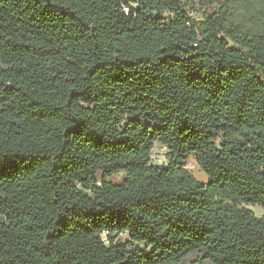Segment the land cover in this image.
<instances>
[{
    "label": "trees",
    "instance_id": "obj_1",
    "mask_svg": "<svg viewBox=\"0 0 264 264\" xmlns=\"http://www.w3.org/2000/svg\"><path fill=\"white\" fill-rule=\"evenodd\" d=\"M243 3L0 0V264H264V0Z\"/></svg>",
    "mask_w": 264,
    "mask_h": 264
},
{
    "label": "rangeland",
    "instance_id": "obj_2",
    "mask_svg": "<svg viewBox=\"0 0 264 264\" xmlns=\"http://www.w3.org/2000/svg\"><path fill=\"white\" fill-rule=\"evenodd\" d=\"M183 2L188 3V9L192 11V15L196 18L202 19L204 18L208 12H215L220 6L221 3L225 2L226 0H182ZM234 7L233 10L235 15H241L242 12L245 10V5L243 0H232ZM213 5L215 7H213ZM169 150L166 146L161 143H157L153 150L152 160L155 164H160L167 166L169 164V157H168ZM194 168L191 169V173L199 180L203 182L208 181V176L200 169L195 161L194 158H191L189 161ZM126 177L124 172L114 175L110 180L113 183H121ZM250 209H252L256 215L259 217H264V208L259 205H248ZM123 240L127 239L128 236L123 234L120 236ZM196 257H192L187 260L184 264H195ZM205 264V263H202Z\"/></svg>",
    "mask_w": 264,
    "mask_h": 264
},
{
    "label": "built area",
    "instance_id": "obj_3",
    "mask_svg": "<svg viewBox=\"0 0 264 264\" xmlns=\"http://www.w3.org/2000/svg\"><path fill=\"white\" fill-rule=\"evenodd\" d=\"M187 167L189 168V169H192V168H194V166L190 163V162H188V165H187Z\"/></svg>",
    "mask_w": 264,
    "mask_h": 264
},
{
    "label": "snow or ice",
    "instance_id": "obj_4",
    "mask_svg": "<svg viewBox=\"0 0 264 264\" xmlns=\"http://www.w3.org/2000/svg\"><path fill=\"white\" fill-rule=\"evenodd\" d=\"M125 11H127V9H125Z\"/></svg>",
    "mask_w": 264,
    "mask_h": 264
}]
</instances>
